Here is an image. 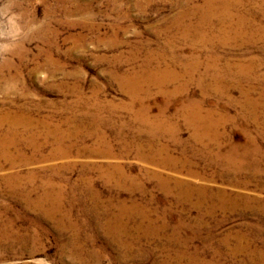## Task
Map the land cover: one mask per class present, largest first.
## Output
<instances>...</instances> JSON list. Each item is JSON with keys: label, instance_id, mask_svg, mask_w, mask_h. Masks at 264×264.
<instances>
[{"label": "rangeland", "instance_id": "rangeland-1", "mask_svg": "<svg viewBox=\"0 0 264 264\" xmlns=\"http://www.w3.org/2000/svg\"><path fill=\"white\" fill-rule=\"evenodd\" d=\"M262 34L264 0H0V64L25 56L0 110L87 132L0 163V264H264ZM189 103L215 125L201 141ZM234 146L238 171L212 159Z\"/></svg>", "mask_w": 264, "mask_h": 264}, {"label": "bare ground", "instance_id": "bare-ground-1", "mask_svg": "<svg viewBox=\"0 0 264 264\" xmlns=\"http://www.w3.org/2000/svg\"><path fill=\"white\" fill-rule=\"evenodd\" d=\"M208 7H210V6H208ZM203 19L206 20L205 17ZM240 25H242V24H240ZM197 29L199 30L198 25H197ZM257 30L256 29L251 30V33H253V36L251 35V37H254L257 34ZM260 38L264 41V34H262V36H260ZM20 46H22V45L17 44L13 47V49L11 48V50L8 52V57L5 58L3 63L0 64V73L2 71H5V70H7L9 72L8 75L6 77H4V80L13 84V87L18 85V83H20V81H21L20 77L18 75V72L16 71L18 65L14 62V59H16L18 61L19 65L23 64V58L25 56L23 55L22 47H20ZM148 75H149V77L157 78V81L165 79L164 78L165 75L160 73L159 70L155 71V73H153V72L149 73ZM160 77H162V79ZM132 78H128L126 82H130V84H132L133 86H136V84H138L137 78L136 77H132ZM182 111L186 115V116L185 115H183V116L185 118L186 117L189 118V123H191V125H192L191 126V129H192V135L191 136H192L194 141H201L203 139L204 135H206L205 132H209L212 130V128L215 127L214 124L210 123V119H209L208 115L207 116L205 115L204 117L201 116V113H199L200 111H199L198 106L194 103H189L188 105H185V107L182 108ZM156 127L152 128L153 130L156 131L154 133L160 134L161 130H162V126L158 125ZM34 130H35V132H33ZM85 136H87V132L72 134V133H68V132L63 133V132L50 130L48 128L46 122L44 121V119L43 120L34 119V118H32L31 114L27 113L25 110L21 111V112H11V111H1L0 110V163L1 162L7 163L9 165V167L12 168L13 162L15 159L13 157V154L19 150L20 146H24L25 148L31 149L32 151H35L40 146V145H36V146L34 145L33 142L36 140V138H41L42 143L44 145L47 143H52V145L54 147L53 148L54 151L57 152L58 150H61V147H63V143H65L66 141H69L72 139H75V142L76 141H82L83 139H81V138H83ZM96 137H97V133H94V140L96 139ZM97 143L99 145H104L103 139L101 137L97 138ZM136 148L138 151L140 150L139 147H136ZM93 150L95 151L96 148H94ZM237 150L239 151V149L234 146V147L229 148V150L227 149L226 153H222V151H218L217 153L214 154L215 156H212V159H214V161H217V162H224L227 166L238 171L240 167H243L242 163L239 162L238 159H245L251 155H249L248 150L243 149L242 153H238ZM154 157L155 156H151V155H148L146 157L140 156L141 160L145 161L147 164L156 165L158 163L155 164V162L153 161ZM162 165L164 166V163H162ZM155 174H157V173H155ZM177 183L178 182H176V185H177ZM193 193H195V192L191 191L190 196H189L188 194H185V191L182 190V194H184L182 197L188 196L191 199ZM218 193H220V192H218ZM195 195H196V203L195 204H199V203L207 204V203H212L214 201V195L215 194L209 190L207 193L206 190L204 189V191L196 192ZM43 201H47V195L46 194H44V196L37 201L36 205L34 204V207L35 206L36 207L38 206L39 208L43 207V204H41ZM224 204H225V202H222V205H224ZM133 208H135L134 205L131 206V208H124L123 207V210H131ZM119 218H120L119 216H116L113 219L118 222ZM119 225H120V223H119ZM114 230L116 231V229L114 227L111 229V226H108L106 229L107 236L111 235V233H114V234H117L118 236H121V235H123L122 233L126 232L124 228H122L120 230L121 233L114 232ZM134 232L135 233H138V232L142 233L143 231L141 230V228H136V230ZM133 237L137 238L136 235ZM144 237H146V235ZM121 248H123L127 251H129L131 249V248L123 247V246Z\"/></svg>", "mask_w": 264, "mask_h": 264}]
</instances>
